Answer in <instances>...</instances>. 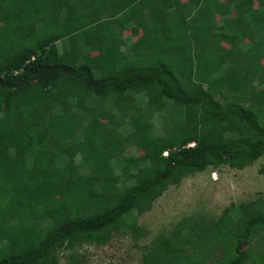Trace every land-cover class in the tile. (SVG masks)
<instances>
[{"label": "trees", "instance_id": "16d2710c", "mask_svg": "<svg viewBox=\"0 0 264 264\" xmlns=\"http://www.w3.org/2000/svg\"><path fill=\"white\" fill-rule=\"evenodd\" d=\"M263 59L264 0H0V264H80L184 177L257 161ZM230 210L184 218L143 263L264 264V192Z\"/></svg>", "mask_w": 264, "mask_h": 264}, {"label": "rangeland", "instance_id": "374dc122", "mask_svg": "<svg viewBox=\"0 0 264 264\" xmlns=\"http://www.w3.org/2000/svg\"><path fill=\"white\" fill-rule=\"evenodd\" d=\"M222 44L228 47L226 41ZM141 99L139 103L146 106V98ZM151 124L154 136L163 135L158 116L151 120ZM127 151L136 161L145 159L143 153L135 147L128 148ZM263 166L264 155L241 170L219 166L188 175L179 185L170 186L154 202L150 211L143 214L132 211L126 217V223L135 224L138 229L135 237L131 229L122 231L116 227H107L95 244L80 245L73 255L80 260V264H144L142 256L154 240L169 235L184 218L191 221L204 218L214 222L225 209H231L230 214L236 216L239 204L260 198L264 192V176L259 173V169ZM113 167L117 175H120L121 163L117 162ZM259 238L258 235L252 241L258 239L259 243ZM219 253L217 249L212 257L198 260L195 264H213L219 258ZM68 262L67 255H59L58 264Z\"/></svg>", "mask_w": 264, "mask_h": 264}, {"label": "clouds", "instance_id": "9594fccd", "mask_svg": "<svg viewBox=\"0 0 264 264\" xmlns=\"http://www.w3.org/2000/svg\"><path fill=\"white\" fill-rule=\"evenodd\" d=\"M163 155H166V152H165V153H163Z\"/></svg>", "mask_w": 264, "mask_h": 264}, {"label": "bare ground", "instance_id": "6f19581e", "mask_svg": "<svg viewBox=\"0 0 264 264\" xmlns=\"http://www.w3.org/2000/svg\"><path fill=\"white\" fill-rule=\"evenodd\" d=\"M242 194H243V193H242ZM242 194H241V195H242Z\"/></svg>", "mask_w": 264, "mask_h": 264}]
</instances>
